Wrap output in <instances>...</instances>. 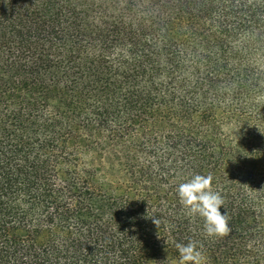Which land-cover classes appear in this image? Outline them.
<instances>
[{
    "label": "trees",
    "instance_id": "1",
    "mask_svg": "<svg viewBox=\"0 0 264 264\" xmlns=\"http://www.w3.org/2000/svg\"><path fill=\"white\" fill-rule=\"evenodd\" d=\"M195 174L222 235L179 201ZM189 241L264 264V0H0V264H178Z\"/></svg>",
    "mask_w": 264,
    "mask_h": 264
},
{
    "label": "clouds",
    "instance_id": "2",
    "mask_svg": "<svg viewBox=\"0 0 264 264\" xmlns=\"http://www.w3.org/2000/svg\"><path fill=\"white\" fill-rule=\"evenodd\" d=\"M210 184V176L195 174L178 184L176 194L189 214L203 218L204 231L211 237L226 233L228 227L226 217L220 211L223 200L219 193L211 190ZM176 248L179 254L178 264H202V253L195 242L177 243Z\"/></svg>",
    "mask_w": 264,
    "mask_h": 264
}]
</instances>
